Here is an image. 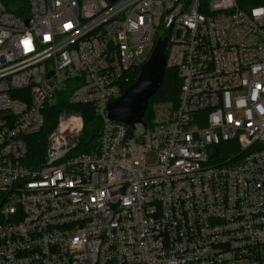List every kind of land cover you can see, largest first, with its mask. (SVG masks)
<instances>
[{
  "label": "built area",
  "instance_id": "2783aa9c",
  "mask_svg": "<svg viewBox=\"0 0 264 264\" xmlns=\"http://www.w3.org/2000/svg\"><path fill=\"white\" fill-rule=\"evenodd\" d=\"M11 2L0 0V264H264V3L27 0L18 16ZM158 39L178 102L156 104L151 127L109 119ZM84 104L102 127L89 150L73 109ZM53 115L33 167L29 137Z\"/></svg>",
  "mask_w": 264,
  "mask_h": 264
},
{
  "label": "trees",
  "instance_id": "16d2710c",
  "mask_svg": "<svg viewBox=\"0 0 264 264\" xmlns=\"http://www.w3.org/2000/svg\"><path fill=\"white\" fill-rule=\"evenodd\" d=\"M251 4H262L264 0H249ZM9 10L14 12L18 16H22L26 8L27 11V0H13L10 4H8ZM27 13V12H25ZM140 69H136L134 71H129L128 75L130 76V81L125 83L123 91H125L133 82L137 79L139 75ZM182 80L179 77L178 70L175 68H167L166 75L163 80V85L161 88L153 95V98L150 99L148 108L146 110V114L144 116V122L148 127H151L153 124V120L155 117V105L159 103H166L167 101H171L177 103L179 100V94L182 86ZM73 91V89L67 90L63 94V97L58 99V102L55 104L54 110L55 113L61 111L63 108L68 106L67 96ZM75 111L84 115V132L81 137V145L82 147L88 145L89 148L84 150H89L90 148L97 147L98 137L101 132V118L99 115L94 113V110L89 105H81L73 108ZM57 120V115H53L47 118L46 125L44 126L42 132H40L36 136H31L29 142V155H28V163L33 167L38 166L40 162L44 160V154L46 150V137L53 130V125ZM84 148V147H83ZM82 148V149H83Z\"/></svg>",
  "mask_w": 264,
  "mask_h": 264
},
{
  "label": "water",
  "instance_id": "95a60500",
  "mask_svg": "<svg viewBox=\"0 0 264 264\" xmlns=\"http://www.w3.org/2000/svg\"><path fill=\"white\" fill-rule=\"evenodd\" d=\"M166 39H158L150 58L140 66L137 79L119 97L110 102L108 117L135 128V124L145 125L144 116L153 95L163 85L166 75Z\"/></svg>",
  "mask_w": 264,
  "mask_h": 264
},
{
  "label": "rangeland",
  "instance_id": "374dc122",
  "mask_svg": "<svg viewBox=\"0 0 264 264\" xmlns=\"http://www.w3.org/2000/svg\"><path fill=\"white\" fill-rule=\"evenodd\" d=\"M164 108L163 107H159V108H157L155 111H156V113H158V115L160 116V119H162V117L165 115V113H164ZM135 131V129H133V132ZM146 157H147V162L149 163V164H154L156 161H157V159H158V154L154 151H149V152H147L146 153Z\"/></svg>",
  "mask_w": 264,
  "mask_h": 264
},
{
  "label": "snow or ice",
  "instance_id": "6c2138e0",
  "mask_svg": "<svg viewBox=\"0 0 264 264\" xmlns=\"http://www.w3.org/2000/svg\"><path fill=\"white\" fill-rule=\"evenodd\" d=\"M24 43H25L26 46L29 45V41H27V40Z\"/></svg>",
  "mask_w": 264,
  "mask_h": 264
}]
</instances>
